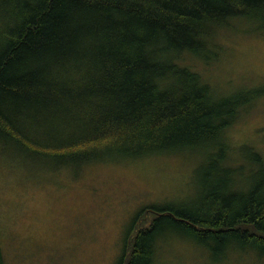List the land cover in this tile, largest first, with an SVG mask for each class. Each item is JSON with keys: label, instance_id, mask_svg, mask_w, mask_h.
I'll list each match as a JSON object with an SVG mask.
<instances>
[{"label": "trees", "instance_id": "1", "mask_svg": "<svg viewBox=\"0 0 264 264\" xmlns=\"http://www.w3.org/2000/svg\"><path fill=\"white\" fill-rule=\"evenodd\" d=\"M233 34L264 38V0H0V158L71 181L182 158L193 196L142 208L116 264H182L179 243L189 264H264V155L231 140L264 86L213 72Z\"/></svg>", "mask_w": 264, "mask_h": 264}, {"label": "rangeland", "instance_id": "2", "mask_svg": "<svg viewBox=\"0 0 264 264\" xmlns=\"http://www.w3.org/2000/svg\"><path fill=\"white\" fill-rule=\"evenodd\" d=\"M226 41L223 61L213 71L220 86L233 93L262 88L264 38L233 34ZM243 115L232 127L233 145L248 144L264 155V101ZM3 161L0 264H116L137 213L192 197L197 166L182 158L149 160L99 167L71 181L72 171L67 179H32ZM173 247L182 264L192 262L191 250L181 243Z\"/></svg>", "mask_w": 264, "mask_h": 264}]
</instances>
